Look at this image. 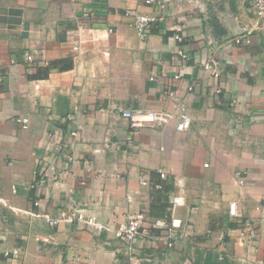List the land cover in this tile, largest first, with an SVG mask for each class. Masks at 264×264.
Wrapping results in <instances>:
<instances>
[{"label": "crops", "instance_id": "obj_1", "mask_svg": "<svg viewBox=\"0 0 264 264\" xmlns=\"http://www.w3.org/2000/svg\"><path fill=\"white\" fill-rule=\"evenodd\" d=\"M250 3L0 0V264L264 262L262 226L253 245L223 229L237 225L231 200L243 221L264 204V27L253 28L248 43L234 41L255 24ZM138 12L163 17L144 41L131 26ZM209 58L218 61L217 78L202 68ZM163 81L172 82L191 126L130 128L121 107L173 109ZM17 116L29 118L27 128ZM176 193L185 199L176 214L194 217L191 234L171 249L130 245L76 222L52 226L42 215L84 208L120 222L147 207L169 218ZM11 248L18 258L4 255Z\"/></svg>", "mask_w": 264, "mask_h": 264}, {"label": "built area", "instance_id": "obj_2", "mask_svg": "<svg viewBox=\"0 0 264 264\" xmlns=\"http://www.w3.org/2000/svg\"><path fill=\"white\" fill-rule=\"evenodd\" d=\"M153 0H145V3H150ZM252 13L255 16V24H253L250 29H245L242 35H238L234 38L236 43H248L250 41V35L253 28L264 27V0H251ZM127 15H130V10L126 11ZM131 26L136 31L138 39L144 41L148 36V31L152 27H157L160 22L163 21L161 15L150 14V13H134L132 14ZM109 32L112 28L108 29ZM179 39L178 35H175ZM74 49H78L77 46H73ZM80 53V50H77ZM32 55H27V59L31 60ZM202 68L205 72L209 73L214 78L220 75V69L218 61L214 58L207 59ZM180 78L179 73H174L171 81L175 84ZM154 77L150 76V80ZM172 82L163 81L162 83V93L166 98H168L173 103L172 110H146L141 108L133 107H121L119 109L120 117L127 122L130 128H141V127H157L162 128L169 124L173 125L176 131L187 130L192 123V117L189 114L185 104L179 100L176 96V91L172 88ZM196 83H190L187 86L188 90L194 88ZM15 121L22 127L27 128L29 123V118L27 116H17ZM73 136L76 132H72ZM68 159H72L68 155ZM207 166V163H204ZM159 177L165 179L167 172L165 169H158ZM244 171L238 170L235 172V177L238 184L242 185L245 182ZM175 184L179 187V190L183 188V179L175 177ZM143 184L146 181H142ZM34 184H30L29 187L32 188ZM156 188H161V184H155ZM1 190V186H0ZM15 191V187H12ZM0 203L4 204L3 198L0 196ZM38 201H34V205H39ZM185 199L181 193H176L171 198L170 204V216L169 218H157L151 216L149 209L143 207L137 211L130 212L127 214L126 219L120 222H102L95 218L93 215L86 213L84 208H75L71 211L62 210L59 212L58 217L48 216V214H42L48 223L52 226L55 224L65 221L68 223H81L85 227L92 229V231L98 234L102 232H107L113 234L115 238L128 242V244H141L145 241H152L154 243L161 242L165 248L171 249L179 240H185L192 232V227L188 222V219L194 217L193 211H190L187 217L182 218L180 215L176 214L177 208L184 206ZM257 211L255 218L241 219V210L239 209L238 202L236 200H231L228 203V214L230 219L235 222L236 226L226 225L223 229L227 234L234 233L237 242H246L249 245H253L257 238L261 235L262 226L264 230V204H256L254 206ZM34 215V213H31ZM259 224V225H258ZM4 255L7 257L12 256L13 258H18L20 251L18 248H11L10 250H5ZM259 264H264L260 261Z\"/></svg>", "mask_w": 264, "mask_h": 264}, {"label": "rangeland", "instance_id": "obj_3", "mask_svg": "<svg viewBox=\"0 0 264 264\" xmlns=\"http://www.w3.org/2000/svg\"><path fill=\"white\" fill-rule=\"evenodd\" d=\"M192 193V192H191Z\"/></svg>", "mask_w": 264, "mask_h": 264}]
</instances>
